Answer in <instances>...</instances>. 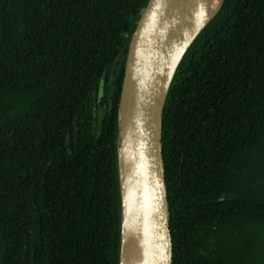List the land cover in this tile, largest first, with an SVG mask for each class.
Listing matches in <instances>:
<instances>
[{"label": "trees", "instance_id": "obj_1", "mask_svg": "<svg viewBox=\"0 0 264 264\" xmlns=\"http://www.w3.org/2000/svg\"><path fill=\"white\" fill-rule=\"evenodd\" d=\"M149 0H0V264H120L119 111ZM173 264H264V0H224L164 109Z\"/></svg>", "mask_w": 264, "mask_h": 264}, {"label": "water", "instance_id": "obj_2", "mask_svg": "<svg viewBox=\"0 0 264 264\" xmlns=\"http://www.w3.org/2000/svg\"><path fill=\"white\" fill-rule=\"evenodd\" d=\"M223 2L180 56L174 37L184 0H149L133 33L119 111L120 264H173L164 109L183 58Z\"/></svg>", "mask_w": 264, "mask_h": 264}, {"label": "bare ground", "instance_id": "obj_3", "mask_svg": "<svg viewBox=\"0 0 264 264\" xmlns=\"http://www.w3.org/2000/svg\"><path fill=\"white\" fill-rule=\"evenodd\" d=\"M221 5L222 0H184L182 11L178 15L177 31L174 37L177 56H180L213 18Z\"/></svg>", "mask_w": 264, "mask_h": 264}, {"label": "rangeland", "instance_id": "obj_4", "mask_svg": "<svg viewBox=\"0 0 264 264\" xmlns=\"http://www.w3.org/2000/svg\"><path fill=\"white\" fill-rule=\"evenodd\" d=\"M133 36V35H132Z\"/></svg>", "mask_w": 264, "mask_h": 264}]
</instances>
